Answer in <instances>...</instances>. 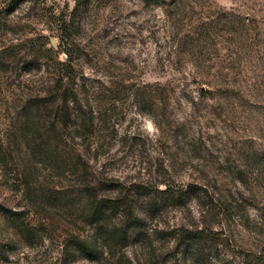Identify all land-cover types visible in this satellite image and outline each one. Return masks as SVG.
<instances>
[{"label": "rangeland", "instance_id": "rangeland-1", "mask_svg": "<svg viewBox=\"0 0 264 264\" xmlns=\"http://www.w3.org/2000/svg\"><path fill=\"white\" fill-rule=\"evenodd\" d=\"M0 264H264V0H0Z\"/></svg>", "mask_w": 264, "mask_h": 264}, {"label": "trees", "instance_id": "trees-1", "mask_svg": "<svg viewBox=\"0 0 264 264\" xmlns=\"http://www.w3.org/2000/svg\"><path fill=\"white\" fill-rule=\"evenodd\" d=\"M145 1H147V0H145ZM66 31L67 30H65L63 32V34L60 35V40H61L60 43L61 44H60L59 48L61 46L65 47L64 45H68V41L64 40ZM64 49H66V48H64ZM66 54H67V52H66ZM67 59L68 60L65 63H62V62H58L57 63L58 66L61 67V69L63 71L64 70H69V69L72 70V66H73L72 61H71L69 56H68ZM63 71H60V73L58 74V77H57V80L61 84L65 80L66 77L68 78L67 80H69V81L71 79L69 74H64ZM73 79H72V81H74ZM77 90H78V88L70 87V86H68L65 89H63V94H62L63 100L62 101L64 102L66 111L74 109V107L73 108H69L68 105L71 104L72 106H75V105H78L80 103V100H78L77 97H76L78 95ZM107 204H111V205L116 207L119 203H118V200H106V199H104V200L102 199L101 200V199H97V198H92V202L90 203V206H89V215L94 216V217L98 216L100 214V212H101V207L105 206ZM77 249L79 251H81L83 254H91V252H92L90 246L85 241L77 240Z\"/></svg>", "mask_w": 264, "mask_h": 264}]
</instances>
